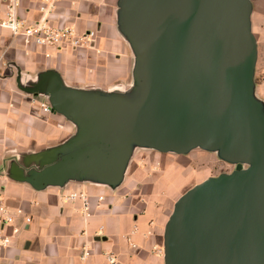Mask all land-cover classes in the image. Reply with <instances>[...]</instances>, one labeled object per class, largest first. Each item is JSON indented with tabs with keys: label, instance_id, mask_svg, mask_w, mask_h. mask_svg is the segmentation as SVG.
I'll return each mask as SVG.
<instances>
[{
	"label": "water",
	"instance_id": "95a60500",
	"mask_svg": "<svg viewBox=\"0 0 264 264\" xmlns=\"http://www.w3.org/2000/svg\"><path fill=\"white\" fill-rule=\"evenodd\" d=\"M250 0H121L120 25L140 56L133 99L46 94L80 127L39 177L91 172L117 183L133 144L219 151L235 169L182 194L165 227V264H264V116L253 98Z\"/></svg>",
	"mask_w": 264,
	"mask_h": 264
},
{
	"label": "crops",
	"instance_id": "0c3cea01",
	"mask_svg": "<svg viewBox=\"0 0 264 264\" xmlns=\"http://www.w3.org/2000/svg\"><path fill=\"white\" fill-rule=\"evenodd\" d=\"M45 1L21 0L20 16L28 20L46 16L55 26L93 30L96 37L89 50L47 48L0 24V173L7 178L2 195L12 210L21 208L30 217L24 224L23 215H18L5 227L10 244L0 252V264H109V254L113 264H165L164 234L171 213L162 207V182L153 175L129 173L140 150L149 156L155 153L153 158L163 160L167 170L174 155L185 154L133 144L117 183L91 172H73L55 182L42 176L39 181L43 170L65 158L80 127L60 112L44 110L27 94L46 95L57 81L61 91H95L64 81L76 84L91 78L103 86L96 90L102 96L133 99L139 94L135 71L141 62L120 25L121 0H58L49 14L40 10ZM250 3L249 27L256 42L252 94L264 116V0ZM6 4L0 0V22ZM15 146L39 149L4 161ZM73 191L89 196V215L80 200L64 199ZM99 194L105 199L96 207Z\"/></svg>",
	"mask_w": 264,
	"mask_h": 264
},
{
	"label": "rangeland",
	"instance_id": "374dc122",
	"mask_svg": "<svg viewBox=\"0 0 264 264\" xmlns=\"http://www.w3.org/2000/svg\"><path fill=\"white\" fill-rule=\"evenodd\" d=\"M93 46L94 42L91 44V47L87 46L81 49L89 50ZM64 63L66 62H63V64ZM89 73L91 75L93 74L91 71H89ZM64 81L71 87H81L83 89L95 91L103 89L102 85L97 84V81L91 78H89L88 82L85 83L77 82L76 84H72L65 78ZM27 95L29 98H32V102H34V100L39 101L41 103L39 104L40 107L44 110H50L48 108L50 104L46 95ZM38 149L39 146L30 148L15 146L10 149L8 153H6L4 161L11 160L12 158L14 159L15 157L18 158V156L23 153ZM154 154L155 153H153V156ZM153 156L145 154L144 150L138 151L136 153L134 163L132 164L129 177L136 173L139 177L146 174L149 177L153 175V177L160 179L162 182V193L165 198L162 207L168 214L171 213L175 202L185 191L207 178L217 177L221 174H230L234 171L236 166L235 163L224 160L220 156L219 151H208L202 148H194L185 155H174L176 159L170 162L168 170L166 169L165 162H163V160H158L155 157L153 158ZM149 186L152 187V185Z\"/></svg>",
	"mask_w": 264,
	"mask_h": 264
},
{
	"label": "built area",
	"instance_id": "2783aa9c",
	"mask_svg": "<svg viewBox=\"0 0 264 264\" xmlns=\"http://www.w3.org/2000/svg\"><path fill=\"white\" fill-rule=\"evenodd\" d=\"M58 0H46L40 7L43 13L54 12ZM21 0H7L4 19L0 22L2 26L9 28L14 35H22L27 42H31L36 46L52 47V48H85L91 47L95 41V31L87 30L78 32L73 26H55L46 16L36 20H28L19 14ZM49 108V107H48ZM3 179H7L4 173H0V252L10 244V236L5 233V227L13 224L16 216L23 215L24 224L30 222V217L26 216L21 208L12 210L3 199ZM67 201L80 200L85 214L89 215L90 198L87 194L79 191H73L64 195ZM105 196L99 194L96 196L95 206L99 207L104 201ZM13 233L18 232V228H14ZM132 247L135 245L132 243ZM84 254H88L85 251ZM109 264L114 263L112 254L107 255Z\"/></svg>",
	"mask_w": 264,
	"mask_h": 264
}]
</instances>
